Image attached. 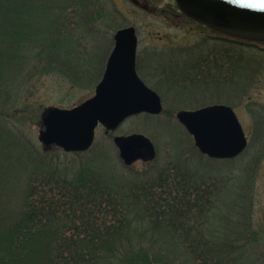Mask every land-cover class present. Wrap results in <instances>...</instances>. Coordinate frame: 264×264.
<instances>
[{"label": "rangeland", "instance_id": "rangeland-1", "mask_svg": "<svg viewBox=\"0 0 264 264\" xmlns=\"http://www.w3.org/2000/svg\"><path fill=\"white\" fill-rule=\"evenodd\" d=\"M20 1L18 6L0 7V33L3 38L12 32L20 36L31 32L36 37L26 46L22 41L17 52L27 55L26 61L7 62L5 72L12 79L1 82L5 85L0 86V107L8 111L4 114L8 122L17 126L7 135L1 133L4 145L19 154L27 152L11 139L17 138L13 131L18 130L35 145L44 146L39 140L43 109L51 105L69 108L92 96L114 47V34L133 25L139 39L138 71L161 94L163 110L132 115L112 132L98 126L93 145L81 154L54 146L46 156L58 160L60 170L82 167L110 182L130 181L136 175H143L145 180V175L150 176L155 169L172 164L188 169L195 183H211L214 189L210 210L196 218L202 224L192 229V233L206 234L211 244L202 253L197 251L199 259L205 258L206 264H264V41H237L190 18L175 0H98L87 7L83 6L87 0H60L63 7L49 0ZM4 9L10 13L4 15ZM45 36H52L54 43L59 39L56 48L68 53L67 58L81 55V60L63 69L60 58L51 56L52 50L38 52L42 46L46 50L52 47ZM31 44L37 46L33 49ZM69 44L79 53L69 54ZM51 57L57 61L51 64ZM215 103L235 109L249 138L247 149L230 160L201 153L194 137L176 117L181 109ZM16 109L23 110L17 118L11 115ZM132 133H142L153 141L157 151L154 160L125 164L114 137ZM31 158L28 164L16 158L9 161L12 177L0 179V216L13 214L22 202L21 192L28 185L24 180L40 164ZM39 170V174L44 173ZM145 213L135 215L142 218V230L148 232L154 225L149 222L152 216ZM163 232L159 240L165 254L161 264H200L183 238L170 239V233Z\"/></svg>", "mask_w": 264, "mask_h": 264}, {"label": "trees", "instance_id": "trees-1", "mask_svg": "<svg viewBox=\"0 0 264 264\" xmlns=\"http://www.w3.org/2000/svg\"><path fill=\"white\" fill-rule=\"evenodd\" d=\"M49 1L52 5L63 7L60 0ZM95 1L98 0H87L83 6H90ZM20 2L0 0V7L9 4L18 6ZM6 11L4 9V15L10 13ZM8 20L14 24L13 18ZM9 28L14 30L11 26ZM25 35L12 32L3 38L0 33V86L5 85L1 84L2 81L12 79L5 72L7 62L26 61L27 55L17 52L22 49L19 45L22 41L25 46L33 43L36 36L33 37L31 32ZM52 39V36H45L52 47L46 50L42 46L38 52L52 50L51 56L60 58L63 69L66 64H77L81 60V55L78 59L67 58L68 53L56 48L59 39L55 43ZM15 46L19 49L15 50ZM68 46L71 49L69 54L79 53L73 50L76 48L73 44ZM55 61L56 58L51 57L49 62L52 64ZM5 111L0 107V179L12 177L9 171L12 159L28 164L34 156L40 164L25 178L24 182L28 185L21 192L22 202L14 206L15 212L0 216V264H161L164 251L159 240L165 234L163 229L170 233V239L183 238L187 247L193 248L196 258L201 260L200 264H206L205 258L199 259L198 253L211 244L206 234L192 233V229L202 224L200 218H196L210 210L214 196L211 183L197 184L188 169L173 164L159 171L155 169L150 176L145 175V180L143 175H136L130 181L118 182L85 172L82 167L72 171L60 170L57 167L59 161L46 156L54 146L35 145L23 131H13L14 135L18 134V139H11L27 151L25 154L16 153L4 145L1 133L7 135L12 128L17 129L16 125L8 122ZM21 113L23 110L16 109L11 115L17 118ZM39 169L44 173L39 174ZM4 192L3 188L2 195ZM142 211L152 216L149 222L153 223V230H142V218L135 215ZM153 241L156 242L153 244ZM145 246L151 248V254ZM168 261L171 262L170 259Z\"/></svg>", "mask_w": 264, "mask_h": 264}, {"label": "water", "instance_id": "water-1", "mask_svg": "<svg viewBox=\"0 0 264 264\" xmlns=\"http://www.w3.org/2000/svg\"><path fill=\"white\" fill-rule=\"evenodd\" d=\"M179 9L193 19L229 35L264 40V0H175ZM115 46L107 60L95 94L83 102L64 108L43 109L39 139L66 151L91 147L99 124L115 130L129 116L163 110L160 94L145 83L137 71L138 36L133 25L114 34ZM178 120L194 136L202 153L215 158H232L242 153L248 137L234 111L227 104H210L182 109ZM114 141L126 164L152 160L157 151L142 133L117 135Z\"/></svg>", "mask_w": 264, "mask_h": 264}, {"label": "flooded vegetation", "instance_id": "flooded-vegetation-1", "mask_svg": "<svg viewBox=\"0 0 264 264\" xmlns=\"http://www.w3.org/2000/svg\"><path fill=\"white\" fill-rule=\"evenodd\" d=\"M237 41H244V40H242V39H236ZM252 43H254V44H258V42L259 41H251ZM197 44H199V43H197ZM200 45V44H199ZM196 49H197V47H194L193 48V51H196ZM206 52V51H205ZM204 53V52H203ZM203 53H197V54H199L200 56H202V55H204V57H206V59L208 58V55H206V54H203ZM207 54H209V53H207ZM195 58V57H194Z\"/></svg>", "mask_w": 264, "mask_h": 264}]
</instances>
